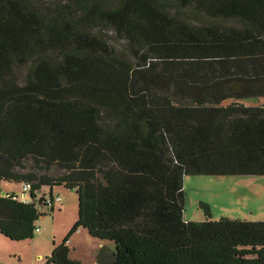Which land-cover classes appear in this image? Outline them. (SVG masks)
Masks as SVG:
<instances>
[{
  "label": "trees",
  "instance_id": "1",
  "mask_svg": "<svg viewBox=\"0 0 264 264\" xmlns=\"http://www.w3.org/2000/svg\"><path fill=\"white\" fill-rule=\"evenodd\" d=\"M250 98H264V0H0L1 236L32 242L55 211L46 188L65 186L79 216L45 264H82L78 231L115 244L97 264H264V221L184 217L185 176H264Z\"/></svg>",
  "mask_w": 264,
  "mask_h": 264
},
{
  "label": "rangeland",
  "instance_id": "2",
  "mask_svg": "<svg viewBox=\"0 0 264 264\" xmlns=\"http://www.w3.org/2000/svg\"><path fill=\"white\" fill-rule=\"evenodd\" d=\"M51 2L53 0H46ZM183 15L189 20L198 22L188 10ZM201 20H204L202 18ZM119 53H126L123 44H117ZM226 101L225 104H229ZM246 104L258 105L264 103V98H250ZM27 171L38 174H48L56 177L64 174L58 166L49 170L40 169L31 160L25 162ZM2 192H15L22 197V184L4 182ZM50 189L46 188L49 194ZM185 212L187 221H205L207 219L220 220L238 219L250 222L264 221V176H207L187 175L184 178ZM53 196L62 198L61 204L55 205L54 213L44 208L45 214L38 221L40 232H36L32 242L14 243L3 238L0 234V264H37V250L42 254L49 252L55 244L59 246L65 236V228L74 225L79 216V195L76 191L65 186L54 187ZM209 208V213L206 212ZM74 234L70 241L71 257L79 259L82 264H96L97 255L103 246L115 250V244L110 241H99L87 232ZM40 252V251H39ZM43 259V263L45 262Z\"/></svg>",
  "mask_w": 264,
  "mask_h": 264
},
{
  "label": "crops",
  "instance_id": "3",
  "mask_svg": "<svg viewBox=\"0 0 264 264\" xmlns=\"http://www.w3.org/2000/svg\"><path fill=\"white\" fill-rule=\"evenodd\" d=\"M52 191H54V188H53V190ZM9 193H13V191H11V192H9ZM15 193V192H14ZM17 194V193H16ZM17 195H19V194H17ZM22 195H23V192H22ZM62 206V205H61ZM71 228H72V225H69V226H67V228H65L66 230H65V236H64V238L67 236V234L69 233V231L71 230ZM78 233H81L80 231H78V232H76L75 234H78ZM63 238V239H64ZM35 240V239H34ZM72 242L69 240V246H70V244H71ZM56 247V245L55 244H53V246H52V248H51V250L49 251V252H45L46 254H42V250L40 249V250H37L38 252H37V254H36V263L37 264H45L46 262H47V260H48V258L51 256V254H52V252H53V250H54V248ZM70 248H71V253H72V247L70 246ZM40 251V252H39ZM44 258H46L45 259V262L43 263V259ZM72 258V257H71ZM76 260H79V259H76ZM79 261H81V260H79ZM82 262V261H81ZM94 263H96L97 264V262H96V260L94 259Z\"/></svg>",
  "mask_w": 264,
  "mask_h": 264
},
{
  "label": "built area",
  "instance_id": "4",
  "mask_svg": "<svg viewBox=\"0 0 264 264\" xmlns=\"http://www.w3.org/2000/svg\"><path fill=\"white\" fill-rule=\"evenodd\" d=\"M31 186L29 184H23L22 185V192L23 195L22 197H20V199L27 201L29 199V191H30ZM46 204L49 207H54L56 204H61L62 203V198L60 196H56L54 198H52V196L50 197V195L48 196V198L46 199ZM62 205V204H61ZM36 232H40V228L36 229Z\"/></svg>",
  "mask_w": 264,
  "mask_h": 264
},
{
  "label": "water",
  "instance_id": "5",
  "mask_svg": "<svg viewBox=\"0 0 264 264\" xmlns=\"http://www.w3.org/2000/svg\"><path fill=\"white\" fill-rule=\"evenodd\" d=\"M50 192H51V190H50ZM50 192H49V195H50ZM4 196L6 195V192H3L2 193ZM52 196V192H51V195H50V197Z\"/></svg>",
  "mask_w": 264,
  "mask_h": 264
}]
</instances>
